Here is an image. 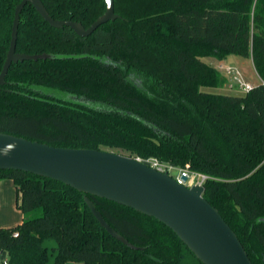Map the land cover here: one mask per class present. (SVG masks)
<instances>
[{"label": "trees", "instance_id": "trees-1", "mask_svg": "<svg viewBox=\"0 0 264 264\" xmlns=\"http://www.w3.org/2000/svg\"><path fill=\"white\" fill-rule=\"evenodd\" d=\"M20 1L0 0V71ZM41 1L53 19L85 28L106 9L104 0ZM114 13L81 37L25 4L15 52L50 57L10 64L0 132L205 174L202 196L251 263L264 264V0H114ZM232 54L250 58L261 82L243 94L202 90L223 81L202 57ZM4 178L22 219L0 228V264H202L154 217L88 195L132 248L101 227L84 193L19 170H0Z\"/></svg>", "mask_w": 264, "mask_h": 264}, {"label": "water", "instance_id": "water-1", "mask_svg": "<svg viewBox=\"0 0 264 264\" xmlns=\"http://www.w3.org/2000/svg\"><path fill=\"white\" fill-rule=\"evenodd\" d=\"M102 15L85 28L71 20L53 19L41 0H21L14 9L11 39L0 71V89L11 63L50 57L15 52L19 14L31 3L51 27L67 26L78 36L90 35L114 20V0H104ZM19 170L60 181L85 194L88 208L110 235L136 248L103 219L88 195L105 198L154 217L169 227L202 264H252L235 232L204 197L203 185L190 187L146 160L109 150L58 147L0 132V170ZM184 176L181 181H185ZM6 253L2 252L0 260Z\"/></svg>", "mask_w": 264, "mask_h": 264}, {"label": "rangeland", "instance_id": "rangeland-1", "mask_svg": "<svg viewBox=\"0 0 264 264\" xmlns=\"http://www.w3.org/2000/svg\"><path fill=\"white\" fill-rule=\"evenodd\" d=\"M202 60L207 64H210L211 66L216 68V70L221 74L223 80L220 87L217 88L202 87L201 88L202 90L209 91L212 93L215 92V93H225V94L245 93L238 87L236 82H234V79L232 78L233 76L232 74L226 75L223 68L227 66H230L234 70L239 71L242 79L250 83L251 85H255L259 83V77L253 67L252 60L250 58H245L232 54L226 57L225 59H221V60L211 56H203ZM117 152L119 153V151ZM177 173L178 172L176 170L170 172V174L173 177H175ZM21 215L22 212L17 207L16 201L14 202L13 207H9L8 205H5L3 202H0V223L1 225H6V226L0 225V228L14 227L18 225L22 218Z\"/></svg>", "mask_w": 264, "mask_h": 264}, {"label": "built area", "instance_id": "built-area-1", "mask_svg": "<svg viewBox=\"0 0 264 264\" xmlns=\"http://www.w3.org/2000/svg\"><path fill=\"white\" fill-rule=\"evenodd\" d=\"M226 75H233L232 78L234 79V82L238 85V87L243 91L247 92L250 90V88L253 86L250 83L246 82L245 80L242 79L240 76L239 71L234 70L232 67L227 66L223 68ZM234 73V74H233ZM139 160H143L138 158ZM146 161L149 162L150 166L161 171V172H167L171 177H173L170 172L176 170L178 173L175 178L179 183H182L188 187L198 184V185H203V182L208 178L207 175L198 173V172H193L191 171L188 166L181 168L174 166L168 162H163L158 160L157 158H150L146 159ZM184 176L186 178L185 181H181V177ZM5 263V261H4Z\"/></svg>", "mask_w": 264, "mask_h": 264}, {"label": "crops", "instance_id": "crops-1", "mask_svg": "<svg viewBox=\"0 0 264 264\" xmlns=\"http://www.w3.org/2000/svg\"><path fill=\"white\" fill-rule=\"evenodd\" d=\"M259 82H261L260 78H259ZM16 197H17L16 188L12 180L7 178L0 179V202H3L5 205H8L9 207H13L14 202L16 201ZM1 226H6V225H1Z\"/></svg>", "mask_w": 264, "mask_h": 264}]
</instances>
